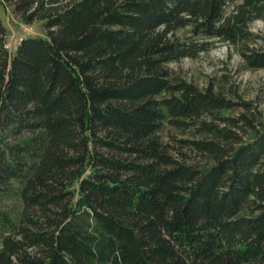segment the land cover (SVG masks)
Masks as SVG:
<instances>
[{
	"label": "trees",
	"instance_id": "16d2710c",
	"mask_svg": "<svg viewBox=\"0 0 264 264\" xmlns=\"http://www.w3.org/2000/svg\"><path fill=\"white\" fill-rule=\"evenodd\" d=\"M233 1L2 0L46 35L10 56L0 20V198L20 203L0 264H264V123L165 69L190 27L264 70V1ZM165 121L206 167L164 148Z\"/></svg>",
	"mask_w": 264,
	"mask_h": 264
},
{
	"label": "rangeland",
	"instance_id": "374dc122",
	"mask_svg": "<svg viewBox=\"0 0 264 264\" xmlns=\"http://www.w3.org/2000/svg\"><path fill=\"white\" fill-rule=\"evenodd\" d=\"M240 1L234 0L228 4L224 15H228ZM0 20L6 29L5 46L10 56L14 55L23 39L44 38L46 35L42 21L25 23L2 0ZM249 31L260 38L257 43H250V46L264 49V13L249 24ZM174 35L183 56L165 65L172 80L185 81L200 90L211 88L214 94L235 103H249L264 123V70L248 69L232 46L217 39L194 35L190 27L178 29ZM241 114L246 113L238 106L219 113L220 116L231 118H237ZM25 137L28 135L24 134L19 139ZM158 137L164 148L177 159L197 168L207 166V161L194 153L188 145V141L203 138L194 130H179L165 121ZM19 211L20 203L16 197L0 198L1 218L2 215H8L12 219Z\"/></svg>",
	"mask_w": 264,
	"mask_h": 264
},
{
	"label": "built area",
	"instance_id": "2783aa9c",
	"mask_svg": "<svg viewBox=\"0 0 264 264\" xmlns=\"http://www.w3.org/2000/svg\"><path fill=\"white\" fill-rule=\"evenodd\" d=\"M5 49H6V46H5ZM17 49V48H16ZM7 50V49H6ZM16 52V51H15Z\"/></svg>",
	"mask_w": 264,
	"mask_h": 264
}]
</instances>
